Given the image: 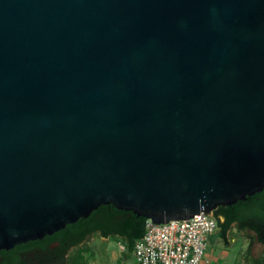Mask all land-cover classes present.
<instances>
[{"label": "water", "instance_id": "95a60500", "mask_svg": "<svg viewBox=\"0 0 264 264\" xmlns=\"http://www.w3.org/2000/svg\"><path fill=\"white\" fill-rule=\"evenodd\" d=\"M263 188L264 0H0V249Z\"/></svg>", "mask_w": 264, "mask_h": 264}, {"label": "trees", "instance_id": "16d2710c", "mask_svg": "<svg viewBox=\"0 0 264 264\" xmlns=\"http://www.w3.org/2000/svg\"><path fill=\"white\" fill-rule=\"evenodd\" d=\"M224 216L222 222L218 221V234L225 240L232 224L241 230H248L252 238L264 245V188L261 192L247 196L245 200H238L232 205H220L214 210ZM146 219L137 216L132 211L119 210L113 205H101L93 210L87 218H80L72 224L52 235L45 236L42 242L47 245L50 241L60 242L61 252L59 257H54L55 264H88L85 253L92 254L88 246L77 248L67 257L62 254L73 245H78L94 233L101 237H118L125 241L126 258L133 255V246L145 232ZM40 243L39 240L29 241V244ZM55 255L57 252L55 251ZM3 264H14L3 263ZM21 264V263H15ZM254 264H264V257L255 261Z\"/></svg>", "mask_w": 264, "mask_h": 264}, {"label": "built area", "instance_id": "2783aa9c", "mask_svg": "<svg viewBox=\"0 0 264 264\" xmlns=\"http://www.w3.org/2000/svg\"><path fill=\"white\" fill-rule=\"evenodd\" d=\"M219 230L214 213H197L165 223L145 221V232L133 246L135 264H209L205 248ZM123 248V246H122ZM205 258V259H204Z\"/></svg>", "mask_w": 264, "mask_h": 264}, {"label": "rangeland", "instance_id": "374dc122", "mask_svg": "<svg viewBox=\"0 0 264 264\" xmlns=\"http://www.w3.org/2000/svg\"><path fill=\"white\" fill-rule=\"evenodd\" d=\"M82 246H88L93 251L92 254L85 253L88 264H120L121 261L134 263L133 255L126 258L125 241L118 237L107 239L94 233L71 247L69 254ZM205 256L209 264H254L264 257V245L256 242L250 231L241 230L232 224L225 240L218 233L209 236Z\"/></svg>", "mask_w": 264, "mask_h": 264}, {"label": "flooded vegetation", "instance_id": "af4514ba", "mask_svg": "<svg viewBox=\"0 0 264 264\" xmlns=\"http://www.w3.org/2000/svg\"><path fill=\"white\" fill-rule=\"evenodd\" d=\"M223 220L224 216L221 213H218L217 224L218 221L222 222ZM109 237H107V239ZM43 240L45 239H39L40 243L29 244V241H27L25 243L17 244L9 249H0V264L5 262H14V264H55L56 259L54 257H59L61 252L60 242L50 241L47 245H43ZM73 246L68 247L66 251L63 252V258L68 256L70 249ZM55 251L57 252V255H55Z\"/></svg>", "mask_w": 264, "mask_h": 264}, {"label": "crops", "instance_id": "0c3cea01", "mask_svg": "<svg viewBox=\"0 0 264 264\" xmlns=\"http://www.w3.org/2000/svg\"><path fill=\"white\" fill-rule=\"evenodd\" d=\"M120 264H135V262L134 263H132V262L129 263L128 261H121Z\"/></svg>", "mask_w": 264, "mask_h": 264}]
</instances>
